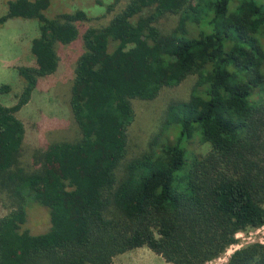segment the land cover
Returning <instances> with one entry per match:
<instances>
[{"label":"trees","instance_id":"obj_1","mask_svg":"<svg viewBox=\"0 0 264 264\" xmlns=\"http://www.w3.org/2000/svg\"><path fill=\"white\" fill-rule=\"evenodd\" d=\"M49 6L7 0L0 14V28L13 17L38 23L34 64L16 66L22 89L14 104L0 103V191L9 205L0 264H116V254L142 246L172 264H204L238 232L263 226L264 0H127L105 25L86 27L70 89L81 136L49 143L27 170L16 112L57 70V44L75 40L77 22L89 19L81 9L48 15ZM166 15L177 19L164 32ZM189 75L188 98L170 103L148 147L125 159L132 99H154ZM194 139L209 148L190 151ZM33 205L49 214L40 233L26 227ZM224 264H264V243L241 246Z\"/></svg>","mask_w":264,"mask_h":264},{"label":"rangeland","instance_id":"obj_2","mask_svg":"<svg viewBox=\"0 0 264 264\" xmlns=\"http://www.w3.org/2000/svg\"><path fill=\"white\" fill-rule=\"evenodd\" d=\"M127 0H50L48 15L61 12L85 11L88 20L78 21L79 35L68 44H57L59 65L57 70L41 77L29 102L16 115L25 127V136L18 160L27 170L38 166L35 155L42 156L47 145L56 141H75L81 136L70 106V89L74 78L77 58L83 52L81 33L88 26L105 25L123 7ZM7 11V0H0V14ZM176 17H162L158 26L164 32L176 24ZM38 34V23L34 18H9L0 28V85L9 83L11 90L0 92V103L12 105L15 94L22 89L23 82L16 66L33 65L30 51L31 40ZM196 75H189L179 84L164 86L151 100L132 99L135 111L133 122L128 128L127 152L125 159L138 155L148 147L150 139L160 131L167 106L188 98L195 83ZM209 146L194 139L189 144L190 151L205 152ZM39 162V161H38ZM122 166V165H121ZM9 211L8 198L0 191V216ZM49 226V214L40 205L28 210L26 227L32 233H40ZM238 241L227 247L219 257L204 264H224L230 254L243 245L253 242L264 243V225L237 233ZM116 264H172L147 246L118 253L113 257Z\"/></svg>","mask_w":264,"mask_h":264}]
</instances>
